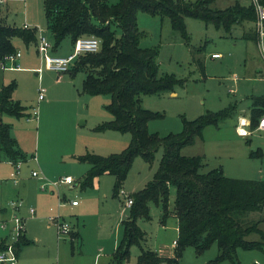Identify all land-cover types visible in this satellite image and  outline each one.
Instances as JSON below:
<instances>
[{
  "label": "trees",
  "instance_id": "obj_1",
  "mask_svg": "<svg viewBox=\"0 0 264 264\" xmlns=\"http://www.w3.org/2000/svg\"><path fill=\"white\" fill-rule=\"evenodd\" d=\"M214 1H42L52 49L66 37L73 44L81 36L92 35L100 41L97 51L79 53L67 70L70 73L78 70L85 73L82 92L110 95L105 108L112 117L98 123L94 129H113L130 134L127 146L120 151L108 154L86 151L76 156L79 161L90 164L80 179V187H90L96 176L110 173L114 176L112 194L119 197L133 158L141 155L150 162L157 148L161 146L163 149L153 177L143 187L128 193L132 204L128 208V214L121 219L122 236L107 264H122L127 260L133 243L139 247L136 264H178L179 256L186 246H193L197 254H202L213 243L217 250L210 260L211 264L224 260L229 264H240L236 255L239 247L264 252V231L258 228L259 221L248 215L264 209V178L228 177L220 167L203 171L205 163L202 155L182 153L183 147L191 144L195 137L203 138L206 126H218L232 115L236 110V103H229L216 110L206 109L194 118L182 116L181 129L165 135L148 129V122L161 117L162 113L140 104L141 94L171 91L175 85H182L184 79L177 78L174 74L160 73L158 48L140 45V39L145 33L137 22L138 12L158 16L161 21L167 18L171 29L187 44L192 60L204 71L203 60L195 56L200 47L196 49L190 42L186 18L199 19L228 32L234 24L244 19L253 21L255 17L252 6L245 3L246 0H234L226 7L212 6ZM6 18L7 15L2 13L0 7V63L5 61V56L18 50L15 39L21 40L25 45L37 44L36 26L27 23L30 27H24ZM250 36L255 39V32L252 31ZM15 88L14 79L0 86V160L6 158L13 163L23 161L26 156L18 149L10 134V124L3 121L2 115L22 117L30 113L26 105L13 98ZM263 114L264 94L253 95L249 106L251 129L257 126ZM249 155L262 156V151L259 148L251 150ZM170 187L175 189L171 211L168 209ZM150 200L160 203L161 221L170 213H174L177 219V237L171 256L160 255L141 244L145 239V232L138 225L137 218H150L147 205ZM257 230L260 231L259 239L247 238L248 234ZM24 232L14 242L17 255L20 246L30 242ZM68 236L73 242L79 233L70 229ZM6 243V238L0 239V250L6 247Z\"/></svg>",
  "mask_w": 264,
  "mask_h": 264
},
{
  "label": "rangeland",
  "instance_id": "obj_2",
  "mask_svg": "<svg viewBox=\"0 0 264 264\" xmlns=\"http://www.w3.org/2000/svg\"><path fill=\"white\" fill-rule=\"evenodd\" d=\"M25 0L19 1L16 5L10 4L7 1L1 5L2 13L7 15V20L15 22L17 25L22 24V18L26 12L38 13V23L34 26L37 29L41 28L44 34L49 38L50 34L46 29L43 0ZM113 2L112 0H109ZM232 0H216L213 6L225 7L231 4ZM9 4V5H7ZM11 5V7H10ZM152 22H144L140 18L139 27L144 30V35L140 39L141 46H156L158 48V66L159 72L174 74L177 78L184 79V83L177 84L172 91H164L152 94H141L140 104L142 107L152 111L162 113L159 118L152 119L148 122L150 132H157L159 135H165L169 132H177L182 127V116L186 118H194L199 111L206 109H219L226 106L229 102L235 99H240L243 94H249L253 85L256 83L251 76L253 65L259 63L260 56L257 51L255 41L250 37L243 36V32L252 27V22L243 20L241 23L235 24L230 31H225L222 28H216L212 24H205L203 21L194 18H186V24L190 33V42L197 49L204 47V50L197 51L196 57L203 60L204 71H201L196 63L192 60L187 44L179 38V34L171 29L167 18L161 23L158 16H151L145 12L141 13ZM50 39V38H49ZM35 44L25 45L20 49L25 50V47L31 53L35 52ZM223 46L230 47L236 56L247 55L248 61L243 68V76L246 78L244 86L247 87L244 93L241 91L235 94H230L224 85V81L219 84V74L225 75L229 69H234V64L226 67V63L221 65L218 61L210 59V53L214 50L224 51ZM18 49V48H17ZM261 60V59H260ZM41 64H44L43 59H40ZM31 72H23L19 78L18 95H27L28 88H32L30 83L33 78H36ZM4 70L0 67V83ZM56 73H54V76ZM65 77L74 80L75 87H81V82L84 74L82 70L76 71L74 76L63 73ZM79 83L76 84V81ZM250 78V79H248ZM1 85V84H0ZM74 87V88H75ZM15 91V90H14ZM264 92V88L261 90ZM38 93V92H37ZM36 93V95H37ZM108 96V95H107ZM106 94H97L89 102L88 111H93L96 114L99 111H106L103 107V99H107ZM85 105H82L85 110ZM198 108L201 109L198 111ZM82 110V111H83ZM235 112L227 118H232ZM86 116H79L80 119H85ZM86 126V125H85ZM81 125L80 127H85ZM212 128V127H211ZM203 131V139L195 137L191 144L186 145L182 149V153L186 155H202L204 158L203 171L215 166V156L217 153L212 151L210 147H214L213 137L209 131ZM226 135L231 132L227 127L221 129ZM246 141V142H245ZM242 143H247V140H242ZM59 143V141L55 142ZM61 143V142H60ZM248 144V143H247ZM252 150L261 147L262 157L255 156L257 168H262L264 175V132L255 133L249 142ZM241 145H239L240 147ZM162 147L159 146L154 152L152 161H146L141 155H136L133 158L132 164L123 182V194L119 195L121 200H125L124 194L131 193L143 187L154 175L158 166V161L162 154ZM240 155L241 150L237 152ZM223 154V151H221ZM217 159V158H216ZM224 160L226 167L230 162L227 158L221 157ZM20 163V176L25 178L26 185L23 188L21 182L13 183L12 179L5 180L8 172L4 170V180H0V207L4 208V213L0 214V219L7 220L6 227H0V239L6 237L7 242H12L14 237L13 223L9 219L15 214L23 218L24 229L29 237L30 242L20 246L17 255V264H107L110 255L119 242L122 236L121 219L128 214V208H123L117 197L112 196V186L114 176L105 175L108 181L101 183L99 191H89V187L85 190L90 192L87 198H83V190L80 184L71 189L64 185L60 188V194L54 191L57 198L59 209L54 204L45 213L41 215L40 211L36 214H29L28 209H35L33 201V193L40 191L37 177L31 175V171H40L39 167L31 163ZM13 167V166H12ZM52 169L47 174V179L55 180L59 174L68 172L76 182L80 179V170L73 164L63 161L50 166ZM42 173V172H41ZM39 172V174H41ZM264 177V176H263ZM250 178V177H238ZM96 181V180H95ZM80 182V180H79ZM50 186L46 185L45 187ZM46 192L49 190L43 188ZM49 194V193H48ZM65 198H63V196ZM58 196V197H57ZM22 197V198H21ZM175 189L170 187L168 195V209L171 211L174 206ZM71 200L79 201V205L71 207ZM20 201V208L15 210L11 203ZM149 219L143 216L137 218V223L145 232V239L142 241V246L151 247L156 251H166L168 254L173 253L174 244L172 240L177 237L176 218L169 214L164 221H161V206L160 203H155L153 200L148 201ZM54 206V207H53ZM35 211V210H34ZM64 215V216H63ZM251 219L258 220V228L264 231V210L248 214ZM59 216L63 222L68 223L72 228L78 229L80 237L78 242H71L67 232H58L57 227L49 218ZM249 239H259L260 231H254L247 235ZM129 258L122 264H136V256L139 253V247L133 243L130 248ZM216 244L213 243L209 249L202 254H197L193 246H186L178 259V264H211L210 260L216 254ZM236 255L241 264H252L254 259L264 260V252L260 249H244L237 248ZM217 264H229L228 261H221Z\"/></svg>",
  "mask_w": 264,
  "mask_h": 264
},
{
  "label": "crops",
  "instance_id": "obj_3",
  "mask_svg": "<svg viewBox=\"0 0 264 264\" xmlns=\"http://www.w3.org/2000/svg\"><path fill=\"white\" fill-rule=\"evenodd\" d=\"M8 1H11L10 4H12L13 6L16 5V3H19V1L25 2V0H8ZM112 1L115 2L117 0H112ZM33 2L34 1L32 0V3ZM233 2L234 0H232V3ZM245 3H248L247 0L245 1ZM141 13L143 12H138L137 14L138 25L140 22V18H142L144 22L146 21L152 22L151 20H149L152 18L147 19L146 16H144V14ZM38 20L39 19H38L37 11L31 13L26 12V14H24V17L22 18V24L26 22L34 26L35 23H38ZM162 22L163 21H161V23ZM250 22H252L253 24V21ZM252 31H254L253 25L250 29L243 32V36L250 37L255 41V39L250 36V33ZM49 38L51 39V37ZM14 43L18 48V50H20V55L16 59H14V61H9V60L6 61L4 67H1L4 70L2 76V78L4 79L3 81H1L0 84L2 85L14 79L16 81V87H18L17 82H19L20 76L25 71L30 73L31 70H35L33 71V74L36 77L30 81V83H32V88H28L27 95L25 94L18 95V90L17 88H15V91L13 92V98L15 100H19L22 104L26 105L28 111H31L33 107L36 108L37 113L32 117H28L30 113L22 117H15L9 114L2 115L3 121L10 124V134L15 139L18 149L26 156V158L24 159L25 161L24 163L34 164V166L39 167L40 171L37 172L40 173L42 172L43 175L45 174L47 176V174L50 173V170L52 169L50 166L61 163L63 161H67L68 163L75 165L80 170L81 172L80 179H81L82 175H84V173L90 167V164L84 161H79L76 158L77 155H80L86 151H91L99 154H108L111 152L120 151L127 146L130 140V134L128 132H120L118 130H113V129H106V130L94 129V127L98 123L110 119L112 115L108 110L99 111L96 114H93V111H88L89 102L92 99H94L93 97H97V94L90 95L81 91L82 82L85 77L84 72H83L84 76L80 77L82 78L80 79L82 80L81 87L80 88L75 87L74 80L72 81V78L65 77L64 75L56 73L54 70L45 68L44 64L42 65L41 62H39L40 59L42 58L38 54L36 46L34 48L35 52L31 53V51L28 49L29 47L27 48L25 47V50L20 49V47L21 48L23 47V42L21 40L15 39ZM72 45L73 43L71 39L69 37H66L60 42V44L55 49H52V53L56 55H67L72 51ZM223 49L225 50L212 51L209 56L211 57L210 59L218 61V63H220L221 65H224V63H226V67H228L230 64L232 65L234 64V69H229V71L225 73V75H223L222 73L219 74L218 75V78L220 80L219 84H221L224 81V85L230 94H235L240 91L244 93V90L247 87L244 86V81L246 80V78L243 76L242 70L246 66V63L248 61L247 55L243 54L240 56H236L237 54L234 53V51L230 47L226 49V47L223 46ZM201 50L203 51L204 47H202ZM212 53H219V56L212 57L211 56ZM38 68H41V70L39 71ZM54 73H56L55 76ZM66 73L70 76H74L76 72L75 73L65 72V74ZM251 77L254 80H256V83L253 85L251 92L249 94H243V96L240 99L237 98L234 101L229 102V103L232 102L236 103V110L234 111L235 113L233 117L226 118L218 126L208 125L203 130L205 131V129H207L206 131H209L211 137H213L214 139V141L211 142L212 143L214 142L215 146L210 147L212 151L217 153L216 155H214L216 162H215V166L213 167H220L224 175L228 177L264 178L263 177L264 175H262L263 173L262 168H257L256 165L257 158L249 155V152L252 150L249 145L252 136L255 133H261L264 131L255 129L256 128L255 127L252 129V132L249 135L240 136L237 134L235 130V126L237 124V119L239 115H244L250 120L249 106L252 102V96L264 94V92H261V90L264 88V64L260 59H259V63L253 65L250 78ZM79 82L80 81L78 78L76 84H80ZM39 88H44V96L42 99L37 98L38 95L37 92ZM171 91H172L171 94L173 95L176 94L174 90ZM106 96L107 99L105 98L103 99L104 108L105 105L110 101V95L106 94ZM83 104L85 105L84 107L85 110H83L82 108ZM199 110L201 109L198 108V111ZM199 112L202 113V111ZM200 113H198V115ZM82 115L86 116V118L80 119L78 122L79 116ZM81 125L83 126L86 125V126L81 128L80 127ZM223 127H227L229 131L231 130V132H229V134L226 135L225 131L221 130ZM242 140H247L248 144L242 143L241 142ZM57 141H59V143H55ZM239 145L241 146L239 147ZM239 148L241 150L240 155H238L237 153L239 151ZM257 148L260 149L261 147H257ZM221 151H223V154H221ZM262 156H260V158ZM221 157L227 158V160L230 161L227 164V167L224 160H222ZM4 170L5 172L9 173L8 176L5 178V180H8V178L12 179L14 184L21 182V186L23 188L25 187L26 180L23 177L21 178L19 174L20 166L18 168V172L14 176L13 173H15V163H13L10 159L2 158L0 160V180H4ZM31 175H32V171H31ZM61 175H70V173L65 172L59 174L58 176ZM105 175H112V174L105 172L96 176L92 181V185L89 187L90 192L93 190L99 191L101 189L102 181L103 182L108 181V178ZM79 180L78 182L75 183L76 178L74 179L73 177V181L70 184L61 183L57 186V188L51 185L47 187H43L49 190L48 192H46L47 190L45 191L40 186V184L42 183V181H44V179L37 177V181L39 182V187L42 190L33 193L32 203L35 206L34 213L36 214V211H40V213H42L41 215H46L45 213L47 212V210L51 208L53 204L54 206L56 204L57 209H59L60 205H58L57 203L58 202L57 198L53 196L54 191L60 194L59 192L62 186L66 185L71 189L72 187L77 186V184L79 185ZM82 190H83V194H86L84 195L83 198H87L88 195H90V192H88L87 194L85 188H83ZM62 196L63 198H65L64 195ZM112 196L117 197L121 201V199L118 196H114L113 194ZM77 205H79V201L76 204H72V203L70 204L71 207ZM13 208L17 210L20 208V206H18L17 208L15 207ZM1 213H4L3 207H0V214ZM28 213H29V209H28ZM170 214H172V216L175 217L174 213H170ZM71 229L78 231L79 233L78 238H79L80 237L79 230L72 228V226ZM176 229H177V219H176ZM24 233L25 236L29 238L26 234V230ZM78 238L75 239L77 242H78ZM174 240H172L173 244H174ZM156 252L164 256H171L173 254V253L168 254L166 251H156Z\"/></svg>",
  "mask_w": 264,
  "mask_h": 264
},
{
  "label": "built area",
  "instance_id": "obj_4",
  "mask_svg": "<svg viewBox=\"0 0 264 264\" xmlns=\"http://www.w3.org/2000/svg\"><path fill=\"white\" fill-rule=\"evenodd\" d=\"M6 0H0V5L4 4ZM248 4L252 6L255 17L253 19V27L255 32V44L257 47L258 54L260 56L261 61L264 64V0H247ZM24 27H30L26 22L22 24ZM100 41L95 36H81L78 37L74 44L72 45V51L68 53L67 55H56L52 53V42L51 40L44 34L43 30L41 28L37 29V44L36 49L40 57L44 61V67L54 70L58 74H62L67 72V70L72 65L75 57L79 53L83 52H94L99 49ZM20 55V50H17L15 53L9 54L5 56V61L0 63L1 67H4L6 61H14L18 56ZM212 57L219 56V53H212ZM40 71L41 68H38ZM235 80V77H234ZM44 96V88L38 89V99H42ZM37 113L36 108H32L30 111V114L28 117H32ZM255 129H259L264 131V114L259 118L257 122V126ZM235 130L238 135L240 136H246L249 135L252 132V129L250 128V120L244 116L239 115L237 119V124L235 126ZM21 161L15 162V173L18 172V168L20 166ZM32 175H35L39 178L44 179L40 186L43 188L46 185H51L57 188V186L61 183H72L73 177L71 175H63L62 177H58L55 180H49L47 179L42 173L39 174L36 170L32 171ZM123 194V189L120 190L119 194ZM124 202L122 200L123 208H129L132 204V198L131 196L126 193L124 194ZM72 204H76V200H71ZM20 201H14L11 203V205L15 208L20 206ZM29 213L33 214L34 209L29 208ZM49 220L55 224V226L58 229V232H67L69 233L71 226L63 222L62 219L59 216H53L49 218ZM10 222L13 223V232L14 235L11 237L13 238L12 242H7L6 247L2 250H0V264H17V251L14 246V242L18 239L19 235L24 232V224H23V218L19 217L17 215H13L10 219ZM7 220L0 219V227L4 228L6 226ZM175 243V241H174ZM164 264V263H159ZM252 264H264V260L260 261L258 259H254L252 261Z\"/></svg>",
  "mask_w": 264,
  "mask_h": 264
}]
</instances>
